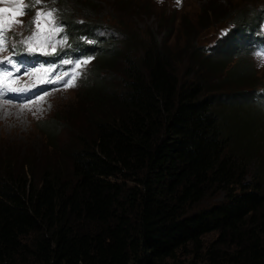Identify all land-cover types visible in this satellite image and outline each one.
Segmentation results:
<instances>
[{
    "label": "trees",
    "instance_id": "obj_1",
    "mask_svg": "<svg viewBox=\"0 0 264 264\" xmlns=\"http://www.w3.org/2000/svg\"><path fill=\"white\" fill-rule=\"evenodd\" d=\"M68 1L59 0L63 11L80 9L87 18L90 9L77 4L82 0H72L75 7ZM260 19L261 13L248 27L237 19L215 57L195 50L201 75L184 84L159 37L142 47L138 60L131 35L123 49L109 46L113 35L97 36L89 48L97 52L89 96L115 115L96 118L93 137L71 149V173L47 169L37 181L29 163L23 174L3 167L0 264H177L188 247L205 249L211 264H264V131L242 113L258 83L247 63L227 68ZM64 21L74 45L77 36L104 27L77 16ZM67 54L58 50L50 61ZM119 60L125 62L121 91L109 86ZM220 75L232 83L229 93L210 89ZM254 161L259 170L248 181ZM217 192L225 194L222 203L192 212Z\"/></svg>",
    "mask_w": 264,
    "mask_h": 264
},
{
    "label": "rangeland",
    "instance_id": "obj_2",
    "mask_svg": "<svg viewBox=\"0 0 264 264\" xmlns=\"http://www.w3.org/2000/svg\"><path fill=\"white\" fill-rule=\"evenodd\" d=\"M19 1L12 0L13 13L9 17L7 11H2L0 20L3 21L5 29H9V26L10 29L5 32L7 50L0 52V58L12 57L16 59L13 57L10 44L14 40V44L19 47L18 42L30 35L25 26L33 19L35 9L28 7V0H23L24 7H20ZM4 3L5 0L0 3V9ZM44 3L48 8L58 10V22L63 23L68 29L69 26L64 20H73L75 16L78 17L79 23L84 24L85 20H88L90 23L104 24V27L111 30L114 37L109 46L113 42H117V46L123 49L122 41H124L125 36L131 35L139 44L131 54L133 59L139 60L144 53L142 47L149 44L153 37H159V42L163 43L166 50L172 54V65L182 84L196 81L201 75L200 66L196 58L192 57L195 50L203 48L206 56L211 53L212 57H215L214 53L221 46L220 41L230 37L233 28L237 26V19L244 27H248L250 21L256 15H260L264 8V0H179V3L178 0H82V2L77 3L78 7L90 9V13L93 14L87 12L86 18L80 9H74L72 14H67L62 10L59 0H56L55 3H52V0H44ZM68 4L71 7L74 6L72 0H69ZM20 8H24L27 14L20 15L16 20ZM245 14L250 18H244L245 20L241 21L239 17ZM14 20L22 21L23 24H10ZM262 20H264L263 13L260 24ZM64 25V32L62 33H45L38 36L44 38L51 35L49 51L54 39H56L57 49L67 48L68 52L73 50L74 36L70 30L73 39L67 34ZM97 34L100 35L101 31H97ZM59 35H62L60 40H58ZM83 35H87V33H83ZM65 36L67 40L61 43ZM242 39L246 41L244 48L235 47L239 53L237 54L238 57L234 58L227 68H232L239 61L243 65L247 63L252 68L255 78L252 81L258 83V86L249 89V96L253 100L252 106H246V111L242 113L244 115L249 113L248 116L254 119L256 128L264 131V66H260V60L248 51V48L252 47L251 40L256 41L258 48H264V30L262 32L247 31ZM76 40H78L76 43H79L78 36ZM86 40L90 44L97 42V38L94 37H89ZM34 42L33 40L32 44ZM34 46L40 47L42 45L35 43ZM89 48L85 44H79L74 55L76 57L83 55L89 51ZM225 52L227 51H222L219 56L223 57ZM199 54H202L201 51ZM84 59H89L90 63L81 64V67L77 69V62ZM220 59L222 58L218 60L220 61ZM69 60L67 63L72 62L73 64L71 70H68L67 66L65 67V62L54 64L52 61L43 62L40 60L31 65L52 70L50 72L41 71L37 74L40 78L52 79L55 77L58 80L57 83H45L36 88L33 93L18 97L20 101H24L31 99L32 96L41 91L47 92L48 95L45 96L44 101L40 102V106L43 108L42 112H36L35 107L30 105L31 110L24 109L22 112L24 119L17 120L15 116L21 112V106L19 104L4 105L5 112L11 114L12 118L0 119V175L4 174L1 173L3 167L5 170L11 167L23 174L26 171L27 163L34 169L37 181H41L43 173L47 169L64 170L65 173L68 170V173H71V160L68 157L72 154L71 149L75 148L79 142L90 140L93 137L91 126L96 123V118L104 119L107 114L115 115L109 110L111 107L108 108L109 111L107 112L97 109V106L92 102V95L89 96V91L94 89L93 86L95 85L91 76L94 71L93 66L97 64V56L94 54L92 57H77ZM124 63L123 60L116 63V73H111L113 76L110 80L111 84L107 82L113 90L121 91L122 89ZM24 71V68H21V72L16 74L19 77L17 86H34L35 76L25 75ZM83 73H85L84 77ZM111 75L106 74L107 77ZM211 80L214 82L210 84V89L216 91L220 89L215 91L216 93L223 91L226 94L234 89L232 83L228 84L224 76H213ZM69 81L75 86L66 88L64 84ZM53 127L55 128L54 135L51 132ZM261 156L260 161L263 163L264 144L261 146ZM259 166L258 162H253L248 181L256 177ZM224 200L225 194L217 192L208 196L197 207L192 208V212L210 208ZM215 238V234L208 235L204 239L205 245ZM177 262V264H211L207 259L205 249L195 253L193 247H188L187 251H181L178 254ZM167 264L175 263L168 261Z\"/></svg>",
    "mask_w": 264,
    "mask_h": 264
},
{
    "label": "snow or ice",
    "instance_id": "obj_3",
    "mask_svg": "<svg viewBox=\"0 0 264 264\" xmlns=\"http://www.w3.org/2000/svg\"><path fill=\"white\" fill-rule=\"evenodd\" d=\"M3 0H0L2 3ZM55 3V0H52ZM179 3V0H178ZM28 7L35 9V15L33 19L25 27L29 31L30 35L26 39H21L19 47L17 45L12 46V52L14 56L19 57V59H13L12 57L0 58V119L12 118L11 114L6 113L4 110V105H16L21 106V112L17 113L15 118L17 120L24 119L22 112L24 109H30V105L35 107L36 112H42L43 108L40 106V102L44 101L45 96L48 95L47 92L41 91L38 94L32 96L31 99L20 101L18 97L33 93L36 88L41 87L45 83H57V78L52 79L40 78L37 74L41 71L50 72L49 68H39L29 65L27 60L37 59V53L43 56H49L56 53L57 45L51 43V50L49 51V43L51 42V35L46 36L45 42L42 46H33L32 41L36 40L39 35L50 33L59 34L64 32V27L62 24L58 23L59 16L58 10L55 8H48L44 3V0H28ZM46 9V10H45ZM0 11H9L8 9ZM27 12L24 8H21L19 15H25ZM12 23H21L22 21H13ZM10 29V26H9ZM9 29H5L2 20H0V52L7 50L5 47V32ZM67 40L64 37L63 43ZM257 58L260 60V66H264V53L257 52ZM6 61V62H5ZM67 63V61L65 62ZM90 63L89 59H84L83 61L77 62L76 68L79 69L81 64L87 65ZM21 68H24V74L35 76L34 86H17V81L19 77L16 75L21 72ZM75 79V77H74ZM62 81V78H61ZM64 86L74 87L75 84L71 81L66 82Z\"/></svg>",
    "mask_w": 264,
    "mask_h": 264
}]
</instances>
